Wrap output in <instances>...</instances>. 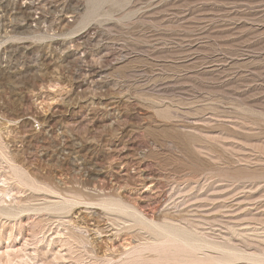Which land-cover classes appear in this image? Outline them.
<instances>
[{
  "label": "rangeland",
  "instance_id": "rangeland-1",
  "mask_svg": "<svg viewBox=\"0 0 264 264\" xmlns=\"http://www.w3.org/2000/svg\"><path fill=\"white\" fill-rule=\"evenodd\" d=\"M106 198L244 255L161 244ZM251 255L264 0H0V264H264Z\"/></svg>",
  "mask_w": 264,
  "mask_h": 264
},
{
  "label": "bare ground",
  "instance_id": "bare-ground-1",
  "mask_svg": "<svg viewBox=\"0 0 264 264\" xmlns=\"http://www.w3.org/2000/svg\"><path fill=\"white\" fill-rule=\"evenodd\" d=\"M49 86L55 90V87H58L59 84H57L55 82H51L49 84ZM101 205L104 208H107L110 210L121 211L123 213H128V214L130 213L131 215H134L135 217L137 216L139 218L141 224L145 225L147 228H149L151 231H153L156 235L165 238L164 242H162L161 244L166 245V243L170 244L172 242H182L185 246L182 247L181 250H185L187 252L189 251L191 253L203 251L205 248L215 249V250L223 253L224 255H220V256H211L210 255V256L212 258L214 257V258H216V259L218 258L220 260L225 258V257L241 258L244 255L243 251L238 249V248L228 246V245H223V244H220L218 242L211 241V240L197 239V238L193 237V235H191L190 232L179 229L177 227V225L174 224L172 221L165 220L163 223H159V222H155L153 220H150V219L146 218L144 215H142L132 204H130L129 202H126L125 200H123L121 198H119V199H117V198H106L102 201ZM5 213H7V212H5ZM149 247L152 248L151 246H147L146 248H149ZM138 252H141V251H138ZM190 258H192V256ZM251 258H253V259H255L261 263H264V255H254V256L251 255ZM193 263H195V262H193Z\"/></svg>",
  "mask_w": 264,
  "mask_h": 264
}]
</instances>
